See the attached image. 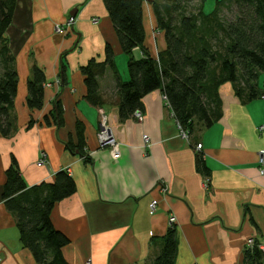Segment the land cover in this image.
<instances>
[{"label": "crops", "instance_id": "1", "mask_svg": "<svg viewBox=\"0 0 264 264\" xmlns=\"http://www.w3.org/2000/svg\"><path fill=\"white\" fill-rule=\"evenodd\" d=\"M153 1L142 4L143 47L157 58L166 43L156 27ZM214 1H204L205 13ZM73 9V26L57 35L55 26ZM4 37L18 83L11 113L16 130L9 138L0 135V264H36L19 242L14 217L1 200L12 158L27 187L51 183L58 171L73 179L75 193L56 203L50 214L53 227L69 241L62 249L67 264H148L171 226L177 240L174 264H243L248 239L264 245V176L258 175L256 164L257 152L264 148V133L257 131L264 125V97L243 103L229 83L223 84L218 90L221 117L184 139L160 90L141 99L140 121L133 116L120 119L107 68L98 85L102 115L118 151L113 158L110 148L98 146L100 115L85 100L80 73L92 58L103 62L109 46L120 80H128L129 56L103 1L16 0ZM131 56L140 59L143 51L136 48ZM32 65L43 71L45 83L42 108L30 111L26 84ZM56 99L63 110L61 127L43 122ZM76 122L84 126L88 161L65 147L68 139L77 142ZM143 136L148 137L147 148ZM41 157L44 163L37 167ZM198 157L209 172L207 185L197 170ZM153 200L157 207L150 214Z\"/></svg>", "mask_w": 264, "mask_h": 264}, {"label": "trees", "instance_id": "2", "mask_svg": "<svg viewBox=\"0 0 264 264\" xmlns=\"http://www.w3.org/2000/svg\"><path fill=\"white\" fill-rule=\"evenodd\" d=\"M127 61L128 80H120L114 66V56L105 47V59H90L80 67L86 88V102L101 108L104 101L99 93L98 79L107 68L111 71L118 95L119 117H131L140 108L141 99L160 90L176 123L187 136L197 129L210 128L221 117L218 90L229 83L233 94L241 102L264 97L257 87L259 72L264 70V0H215L213 9L205 13V0H154L152 10L156 27L163 32L166 49L157 58L144 49L145 33L142 24L144 0H102ZM16 0H0V135L9 138L16 130L12 116L18 77L14 56L4 37L14 14ZM224 11L232 14L229 20ZM141 49L143 57L134 59V49ZM62 69L63 66H62ZM43 71L32 65L27 81L26 106L30 111L43 105ZM46 125L61 127L63 110L56 99L53 109L44 116ZM33 123L28 122V127ZM77 142L65 143L67 150L84 156V126L76 122ZM197 170L208 180V169L201 158ZM76 191L73 179L65 171H58L51 183L27 187L18 165L12 158L5 171L1 200L15 220L19 242L36 264H67L62 249L68 239L57 231L50 220L54 205ZM177 240L173 226L163 237L158 253L148 264H174ZM264 263V253L256 246L244 251L243 264Z\"/></svg>", "mask_w": 264, "mask_h": 264}, {"label": "built area", "instance_id": "3", "mask_svg": "<svg viewBox=\"0 0 264 264\" xmlns=\"http://www.w3.org/2000/svg\"><path fill=\"white\" fill-rule=\"evenodd\" d=\"M92 22L96 23L97 21L96 19H94ZM73 24H74V17L70 16L68 19L65 20L63 24L55 26L54 28L55 33L57 35H63L73 26ZM164 101L167 103L165 97H164ZM132 116L138 121L141 120V113L138 110L134 111ZM178 129L180 130V134L182 138L186 139L187 133L184 130H182L179 125H178ZM257 131L260 134L264 133V125H260V127L257 128ZM96 139H97V143L99 147H108L111 149V154L113 158H116L118 156V151L116 149V142L114 141V138L110 132V129L106 125V118L103 115L100 116V126L96 134ZM143 143H144L145 148H147L148 147V137L143 136ZM200 149H201L200 146H197L195 148V151L199 152ZM43 163H44V158L41 157V159L37 161L36 166L40 167L43 165ZM256 164H258V175L264 176V148H262L260 151L257 152ZM204 183L207 185V180H205ZM156 207H157V201L153 200L150 203V214H153L155 212ZM168 221L169 223L173 222L174 217H170ZM246 243L248 246L247 248H253L254 246H256L262 253H264V245H257L255 242H253L252 239H248ZM84 264H90V262L86 261Z\"/></svg>", "mask_w": 264, "mask_h": 264}, {"label": "rangeland", "instance_id": "4", "mask_svg": "<svg viewBox=\"0 0 264 264\" xmlns=\"http://www.w3.org/2000/svg\"><path fill=\"white\" fill-rule=\"evenodd\" d=\"M214 3V2H213ZM213 8H211L212 10ZM210 10V11H211ZM209 11V12H210ZM223 15L225 16V18L227 19H231L232 14H230L228 11H224ZM259 77H258V81H257V87L260 88L261 90H264V70H262L261 72H259Z\"/></svg>", "mask_w": 264, "mask_h": 264}, {"label": "water", "instance_id": "5", "mask_svg": "<svg viewBox=\"0 0 264 264\" xmlns=\"http://www.w3.org/2000/svg\"><path fill=\"white\" fill-rule=\"evenodd\" d=\"M76 11H77V9H73V10L70 12V14H69V15L74 17V16H75V14H76Z\"/></svg>", "mask_w": 264, "mask_h": 264}]
</instances>
